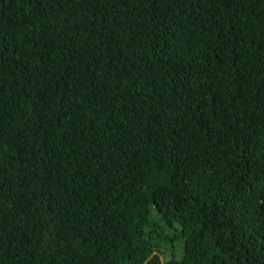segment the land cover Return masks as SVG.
<instances>
[{
  "label": "trees",
  "instance_id": "trees-1",
  "mask_svg": "<svg viewBox=\"0 0 264 264\" xmlns=\"http://www.w3.org/2000/svg\"><path fill=\"white\" fill-rule=\"evenodd\" d=\"M0 264H264V0H0Z\"/></svg>",
  "mask_w": 264,
  "mask_h": 264
},
{
  "label": "rangeland",
  "instance_id": "rangeland-1",
  "mask_svg": "<svg viewBox=\"0 0 264 264\" xmlns=\"http://www.w3.org/2000/svg\"><path fill=\"white\" fill-rule=\"evenodd\" d=\"M167 258H169L168 255L162 256V260H163V261L167 260Z\"/></svg>",
  "mask_w": 264,
  "mask_h": 264
}]
</instances>
